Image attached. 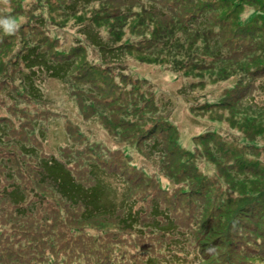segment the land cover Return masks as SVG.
Listing matches in <instances>:
<instances>
[{
    "label": "rangeland",
    "instance_id": "rangeland-1",
    "mask_svg": "<svg viewBox=\"0 0 264 264\" xmlns=\"http://www.w3.org/2000/svg\"><path fill=\"white\" fill-rule=\"evenodd\" d=\"M73 1L0 0V81L7 78L0 84V120L6 114L13 118L8 124V134L0 137L3 140L0 195L5 204L0 205V253H3L0 263L22 264L19 256H31L32 262L41 255L43 258L54 256L48 252L50 240L56 246L55 264H74L78 255L74 256L73 252L77 248L100 247L108 240L121 249L127 259L131 255L141 260L146 258L141 255L142 250L154 255L145 244L151 239L167 240L170 234L179 242L169 247L190 248L195 254L175 255L174 259L193 264L195 257L202 260L206 255L195 239L207 218L208 231L203 237L214 228L220 229L217 232L223 234H214L207 241L214 243V236L223 237L217 250L230 263H234L230 256L234 249L228 242L232 240L231 245L245 242L239 230L245 234L250 231L255 238L253 242L256 241L253 246L258 248L260 241L256 236L259 237V230L264 228V101L249 98L264 82V0H205L212 1V5L204 18L199 19L206 22L200 30H194L196 25L189 26L187 16L198 12V7H193L204 0H173L169 3L171 11L166 9L168 14L165 15L155 6L151 10L148 5L144 6L143 0H92L89 4L79 2L76 12L64 10ZM156 1L157 7L165 8L169 0ZM200 10V13L204 11L202 7ZM36 20L43 21L42 27L35 26ZM82 26L98 33L105 46L125 44L124 51L118 55L123 61L120 68L125 70L122 76L126 77L118 80L121 82L118 88L98 89L101 96L95 101L98 105H92L91 110L90 104L73 97L71 87L63 78L52 76L44 67L37 63L34 64L37 67L29 65L21 58L27 47L37 44L38 51L47 58L59 52L68 61L74 59L70 75L78 72L77 66L85 70L89 65L98 66L97 48ZM237 28L241 31L233 37ZM233 39L236 41L234 49L227 47L222 57L220 49L225 47L221 43ZM213 41L217 42L215 46H212ZM73 48L78 50L72 54ZM105 67H112V76L117 74L113 65ZM94 71L100 73L99 69ZM253 73L257 74L255 83H245L252 80L249 77ZM101 79L98 77L96 84ZM241 81L244 82L241 84ZM134 82L133 86H141L145 91L147 100L154 98L153 104L142 105L134 96L131 86ZM32 84L42 92L38 97L32 95L33 90L26 89ZM124 89L131 90L127 93ZM84 94L95 98L88 92ZM55 95L64 100L62 105L56 104ZM129 95L131 101H128ZM101 97L116 98V101L101 108ZM49 103L63 110L61 115L65 117L60 118V123L50 125L53 152H61L58 148L65 140V131L71 136L69 145L75 146L77 164L89 158L95 166L92 158L110 153L103 150L99 154V149L105 146L112 147L115 158L119 156L121 165L114 166V171L103 165L106 185L108 189L111 185H136L131 188L134 189L131 196L136 198L140 204L138 209L142 211L138 229L122 225L121 220H109L107 225L99 220L81 221L78 216L82 205L71 207L47 183L38 182L35 174L40 169L38 162L33 156L24 157L19 145L7 142L13 134L15 117L25 122H45V114L37 111L46 110ZM97 107L109 116L108 120L96 114L91 116ZM143 107H146L145 113L141 111ZM120 112L124 113L120 115ZM134 123L136 128L133 129ZM139 123L141 126L137 129ZM114 125L120 128L116 130ZM64 126L69 129L65 130ZM153 127L148 135L152 138L142 144L138 131L143 133ZM15 137L17 143L26 142L20 131ZM31 139L29 136L28 141ZM48 141L46 139L47 144ZM152 142L163 144L161 154L157 155L156 149L149 147ZM31 143L36 144L43 155L39 139ZM72 150H63V155L72 156ZM73 169L86 171L85 163ZM81 170L79 174L85 177ZM7 173L12 179L4 177ZM15 182L22 184L24 202L8 200L5 192ZM107 194L117 196L114 189ZM248 203L260 210L254 213L245 210ZM155 207L167 211L178 224L177 231L162 233L154 226L143 227L150 222V211ZM133 214L139 217L140 212ZM110 216L107 219H112ZM248 224L253 226L252 230L248 229ZM60 244H67L73 250L64 252L58 248ZM168 246L163 252L168 251ZM214 256L217 258V254L209 258Z\"/></svg>",
    "mask_w": 264,
    "mask_h": 264
},
{
    "label": "trees",
    "instance_id": "trees-1",
    "mask_svg": "<svg viewBox=\"0 0 264 264\" xmlns=\"http://www.w3.org/2000/svg\"><path fill=\"white\" fill-rule=\"evenodd\" d=\"M120 2H123L125 0H118ZM129 1V0H126ZM154 1V2H153ZM143 0L144 3H142L144 6L148 5L149 9L151 10L152 6H155L158 9V12L162 10L163 15L168 14V11H171L170 4L172 3L173 0H169L165 4V8H159L155 5V2L157 3L156 0ZM181 1V0H180ZM79 2H83L86 4L92 3V0H74L72 4L64 7V10L69 11V12H76L77 10V4ZM174 2H177L174 0ZM170 3V4H169ZM164 7L163 3H160ZM212 1H202L201 4L198 6H195L193 8L198 7L197 11L190 12L187 16V19L190 21L189 26L193 27V25H196L194 27V30L199 29L200 27L206 22L204 20L200 21L199 19L204 18V13H207L209 9L211 8ZM147 7V6H146ZM202 7V10H204L202 13H200V8ZM167 9V10H166ZM127 11V9H125ZM162 15V16H163ZM43 21L42 20H36L35 21V26L42 27ZM187 28V25H185ZM190 27V29H191ZM254 27V26H253ZM261 27H258L260 29ZM1 29V28H0ZM81 29L83 31H86V36L94 42L95 45H93L95 48H97L98 56H99V65H89L88 68L82 69V66H77L78 72L70 75L69 72L71 70V66L74 63V59L71 61H68V58L59 55L60 53L58 52L57 55L53 54L50 55V58H47L44 53H40L39 46L36 45H30L27 47L26 53L21 56L23 59V62L28 63L29 65H34L37 63L38 65L44 67L47 71L50 72V75L52 76H57L63 78L67 84L71 87V94L73 95L74 98H79L83 99L86 103L90 104L89 109L91 110L92 105L95 104V101L101 96L100 93L101 91H97L98 89H102V87H109V88H118L120 83L118 80L126 77L122 76L124 74V69L120 68V64H122L123 61H121V56L118 55V52L124 51L122 48L125 46V44L122 43L121 46L115 47L112 45L105 46L103 41V38L98 35V33L94 31H90L87 29V26H82ZM240 28H237L233 32V37L240 32ZM246 35V34H245ZM240 36V35H238ZM232 37V38H233ZM235 39L230 40V42H226L223 45L225 49H220V53L222 57L225 56L227 52H225L227 47H231L234 49V43ZM217 42L212 43V46H215ZM220 44V42H219ZM110 46V47H109ZM210 46V43H208V47ZM74 49V48H73ZM71 50V49H70ZM77 49L72 50V54L77 52ZM233 54V53H232ZM22 55V54H21ZM95 63V62H92ZM110 64L113 65L114 69L117 71V74H114L113 76L111 75V71H113L112 67H105V65ZM37 67L36 65H34ZM34 67V68H35ZM33 66H31V69H34ZM106 68L107 70L104 71L103 69ZM95 69H99L100 73L94 71ZM260 70L257 72L259 75ZM32 73V72H30ZM256 73L251 74L249 77L252 80L245 81L248 82L249 84L255 83L254 80V75H257ZM98 77H101L102 79L99 80V84L97 83ZM7 80L6 77H4L1 81L0 84L5 82ZM34 81V80H33ZM241 81V84L244 82ZM136 82L131 83L132 86V93L134 94L135 97H137L142 105L148 106L150 104L154 103V98H151L149 100L146 99L145 97V91L141 89V86H133ZM98 85V86H97ZM83 87V88H82ZM257 88V92H254L252 96L249 98L250 100L252 98L256 100H262L264 101V95H262L260 92L264 93V82L262 81L261 84H259ZM242 86L240 87V89ZM26 89H31L33 90L32 95L34 97H38L39 95L42 94L41 91L37 90L34 88V85L30 87H26ZM125 90V89H124ZM131 90V89H130ZM130 90H125L127 93ZM89 93L90 95H93L95 98H91L90 96H86L84 93ZM259 92V95H258ZM42 98V97H41ZM55 101L56 104L60 103V105L63 104L64 100L55 95ZM100 99L102 100L101 108L102 106H106L109 103H112L116 101V98H110V97H101ZM132 100V96L129 95L128 101ZM78 104V103H77ZM97 104V103H96ZM95 104V105H96ZM98 105V104H97ZM80 107V105L78 104ZM116 106V104H115ZM113 109V108H112ZM146 107H143L141 111L145 113L147 110ZM62 111L60 108L57 109V106L49 103V106H47L46 110L43 111H37L40 115L45 114L47 120L44 122L43 120H33L32 122H25L19 117H15V122L14 124L12 123L13 127V134H10L9 140L7 142H11L13 145H19V150L21 154H24L23 156H33L34 159L38 162L39 164V170L35 172L37 176V180L42 181V184L47 183L53 191H55L56 195L65 203L71 204V207L75 208L78 204L82 205V210H79V216L81 218V221L87 222V221H92V220H99L103 222L104 224L108 223L109 220H121L122 225H127L128 228H134L138 229L139 226V218L142 215V211L138 209L140 204L135 200L131 194L133 193L134 189H131L132 187H135L136 185H133L132 187H129V185L124 184L121 186H116V185H111V189L107 188L106 181L105 179L107 176L104 175V170L103 165L107 166L106 168L111 170L114 166H118V164L121 165V159L119 156H116L118 158H115L114 153L110 149V146H105L101 147L99 149V154L103 153V150L105 152H110L107 154V156L104 155H97L96 157L92 158L95 162L96 165L94 166L93 162L90 161L91 159L89 158H84L82 159V162L76 163V156L74 155V150L73 147L75 146L69 145V140L71 136H68L65 131H63V135L65 137L64 142L62 143V146L58 148V151L61 150V152L58 154L57 152H53L54 150L51 149V142H52V134L53 131L50 130V125L54 122L60 123V118L63 119L65 117H62ZM80 111L82 114H84V109L80 107ZM124 112H120V115H122ZM98 115L99 117H104L106 120L109 117L107 114H105L104 111H100L99 107L95 108L93 112H91V116H96ZM32 117V116H31ZM136 117V116H135ZM112 118V116H111ZM10 121H13V118L9 117L7 114L4 115L1 120H0V137L3 136L5 137L6 134H8V124L11 123ZM69 122H73L71 119H67ZM67 121L64 120V124L66 125ZM112 121V120H111ZM39 122H44V123H39ZM108 124H111L107 122ZM113 125V124H112ZM116 127V130L120 128L119 125H114ZM141 126V123H139L137 129ZM65 127V126H64ZM133 129L136 128V124L134 123V126L132 127ZM67 126L65 127V130H67ZM136 129V130H137ZM154 130V127L150 129V131H145L141 132L139 130L138 132L141 133V138L139 140L142 141V144L147 143V141L152 138L148 137L149 133ZM20 131L24 135L25 143L20 144L17 143L18 138L15 137L16 133ZM50 136L47 137V134ZM137 132V133H138ZM31 136L33 139H39V148L43 150V155L38 151L39 149L36 147V144H32V140L28 141V137ZM130 137V133L127 134V138ZM1 144H3V140ZM46 139H49L48 144L46 143ZM73 140V139H72ZM51 141V142H50ZM50 144V146H49ZM64 144V145H63ZM68 144V145H65ZM49 146V149H48ZM161 146H163L162 143H154L149 146L150 148H155L157 155L162 153ZM70 148L72 150L73 155L68 156V155H63V150H66ZM50 150L51 153H48ZM97 158V159H96ZM96 159V160H95ZM130 161V160H128ZM85 163L86 166V171L81 170V169H76L74 170L73 167L75 166H83ZM114 164V165H113ZM80 170L84 174L85 177H82L79 172ZM85 171V172H84ZM108 172V171H107ZM143 172V171H142ZM145 174L147 172H144ZM147 175V174H146ZM6 179H12V175L7 173L4 175ZM140 178V177H139ZM0 182H1V176H0ZM134 183V182H133ZM112 189L115 190V193L117 196H110L107 194V192H112ZM7 193V197L9 202L12 203H20L21 201L24 202L26 199V195L23 191L22 184L19 182H15L10 185V190L5 192ZM199 194V193H198ZM135 200V201H134ZM198 204V203H196ZM0 205L5 206L2 195H0ZM20 205V204H18ZM245 207V210L248 209L250 212H257L260 209L255 205H250ZM126 207L127 209L124 211L118 210L121 208ZM72 208V209H73ZM113 212L112 214L110 213ZM137 211L140 212L139 217H137L134 212L136 213ZM151 212V220L149 223L145 224V226H154L157 227L158 230L165 231L166 233L177 231V228L179 227L178 224L168 215L167 211L165 209H160L159 207L153 208ZM111 215L112 219H107L108 216ZM110 216V217H111ZM109 217V218H110ZM160 218V219H159ZM212 221V220H211ZM164 224L162 226L161 224ZM201 224V222H200ZM107 225V224H106ZM249 225V224H248ZM208 226H209V218L206 219V222L202 225V231L200 235L197 233L196 236H199L197 239H195L196 245L202 250V253H206L204 257H202V260H199L195 257L194 263L193 264H232L229 262V260H226V258H223L221 255H219V252L217 248L221 247L218 246L221 242L223 237L219 236H214L213 241L208 242L207 239L212 238L214 234H223L217 232V230L220 229H212L211 233L207 237H203L206 232L208 231ZM195 227L199 228V225L195 223ZM248 229L252 230L253 226L249 225L247 226ZM240 228V227H239ZM260 236L257 237L256 239L260 241L258 244V248H256L255 245L256 241H254L255 238L252 237V233L250 231H247L246 234L243 233L242 231H238L239 236L242 237V240L245 241L243 242V245L239 244V241L237 243H234L231 245V241L228 242V245L233 247V252L231 253V258L233 259L234 263L233 264H264V259L261 257V254H264V228H261L259 230ZM201 240V245L199 243L200 239ZM212 240V239H211ZM238 240H241L238 238ZM1 241V240H0ZM185 239L182 240L184 243ZM174 242H179V239L174 240L173 237H169L166 239H151V241L145 246H147L148 249L152 250L154 252V255L150 251L142 250L141 255H145L147 257L146 261H141L139 258H135L134 256L129 257V259L126 258L124 253L122 252L121 249L115 248L114 245H112V242L108 240L105 245L103 246H97L94 248H88L83 246L82 248H77L74 252L73 255H78L75 259L74 264H163L165 261L159 257H171L173 261L171 263L166 260L165 264H191L190 262H184L180 260H174L175 255H188V254H194L193 250L190 248H185V249H178L173 246H168L171 243ZM248 242V243H246ZM68 244V243H67ZM67 244L64 245H59L58 248H62L63 251H68V250H73V248H69V246H66ZM144 246V244H141ZM206 245V246H205ZM165 246H168V251L163 252V249ZM205 246V249L203 250L202 247ZM141 247V246H140ZM48 252L54 253V256L50 255V257H44L41 255V257H37L34 259L32 262L31 256L28 258H25L23 256H19L20 258V263L22 264H55L56 262V246L53 240H50L48 242ZM32 250V248L29 249V251ZM20 252H23V250H20ZM43 252V251H41ZM210 252V253H209ZM261 253V254H260ZM3 254V253H0ZM24 254H27L25 252ZM217 254V258L210 257L212 255ZM1 257V256H0ZM149 257V258H148ZM209 258V259H208ZM220 259V261H217L216 259ZM208 259V260H207ZM129 260V261H128ZM138 260L140 263H138ZM162 261V263H161ZM1 264V263H0Z\"/></svg>",
    "mask_w": 264,
    "mask_h": 264
}]
</instances>
